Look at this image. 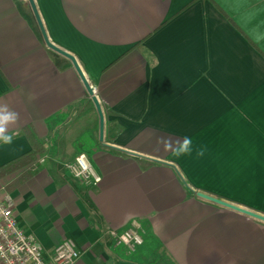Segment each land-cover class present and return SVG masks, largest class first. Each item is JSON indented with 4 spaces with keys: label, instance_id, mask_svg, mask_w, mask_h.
Segmentation results:
<instances>
[{
    "label": "crops",
    "instance_id": "crops-1",
    "mask_svg": "<svg viewBox=\"0 0 264 264\" xmlns=\"http://www.w3.org/2000/svg\"><path fill=\"white\" fill-rule=\"evenodd\" d=\"M35 1L94 86L105 141L141 155L100 140L91 96L29 0H0V104L19 113L0 166L32 150L28 129L45 145L31 177L0 184L45 257L71 238L77 264H264V222L196 194L264 214V0ZM80 153L100 183L67 167ZM134 221L144 244L130 251L111 230Z\"/></svg>",
    "mask_w": 264,
    "mask_h": 264
},
{
    "label": "built area",
    "instance_id": "built-area-1",
    "mask_svg": "<svg viewBox=\"0 0 264 264\" xmlns=\"http://www.w3.org/2000/svg\"><path fill=\"white\" fill-rule=\"evenodd\" d=\"M73 175L86 182L100 183L101 175L95 170L89 157L80 153L73 162L67 164ZM15 203L5 186L0 184V262L2 264H77L81 252L71 238L64 239L50 259L45 257L43 245L29 237L18 222L14 212ZM138 223L123 231L111 230L117 245L136 251L144 244L138 230Z\"/></svg>",
    "mask_w": 264,
    "mask_h": 264
},
{
    "label": "water",
    "instance_id": "water-1",
    "mask_svg": "<svg viewBox=\"0 0 264 264\" xmlns=\"http://www.w3.org/2000/svg\"><path fill=\"white\" fill-rule=\"evenodd\" d=\"M29 2H30L31 7L33 9V12H34V15L36 17L37 23H38V25H39V27L41 29V32H42V35H43V38H44V41H45L46 45L50 49L58 52L59 54L63 55L64 57H66L67 59H69L71 61L74 69L76 70V72L78 73L80 79L82 80V82H83V84H84V86L86 88V91L91 96L92 101H93V103H94V105H95V107L97 109V112H98V115H99V119H100V140L104 143V145H106V146H108L110 148L123 150V151H125L127 153H131V154H134V155H137V156H141L138 153H134L132 151H129L127 149H123L121 147H118V146H116L114 144H110V143L105 141V114H104L103 106H102L98 96L95 93L94 86H92V84L88 80V78H87L83 68L81 67L78 59L76 58V56L74 54H72L71 52L59 47L58 45H56L54 42L51 41V39H50V37H49V35H48L47 31H46V28H45L44 22L42 20V17L40 15V12L38 10V7L36 5V1L35 0H29ZM154 161H157V162H160V163H164L163 161L156 160V159ZM196 194H197L198 197H200L202 199L208 200L210 202L216 203V204L221 205L223 207L232 209L234 211L240 212L242 214H245L247 216L253 217L255 219H258V220L264 222V214L263 213H260V212H257V211H253L251 209L245 208V207L240 206V205H238L236 203H233L231 201L225 200L223 198H220V197H217V196H214V195L202 192V191H197Z\"/></svg>",
    "mask_w": 264,
    "mask_h": 264
},
{
    "label": "trees",
    "instance_id": "trees-1",
    "mask_svg": "<svg viewBox=\"0 0 264 264\" xmlns=\"http://www.w3.org/2000/svg\"><path fill=\"white\" fill-rule=\"evenodd\" d=\"M28 132H30L32 150L1 165L0 178L21 170H23L21 175L23 178H29L34 174V167L39 156L45 152V145L32 131L28 129Z\"/></svg>",
    "mask_w": 264,
    "mask_h": 264
},
{
    "label": "clouds",
    "instance_id": "clouds-1",
    "mask_svg": "<svg viewBox=\"0 0 264 264\" xmlns=\"http://www.w3.org/2000/svg\"><path fill=\"white\" fill-rule=\"evenodd\" d=\"M19 122V113L11 109L7 103L0 104V144L10 145L13 142V138L16 135V131H11L10 128ZM162 142L170 143V141ZM181 153H187L191 151V139L185 137L180 144ZM203 155L201 151L199 153Z\"/></svg>",
    "mask_w": 264,
    "mask_h": 264
}]
</instances>
